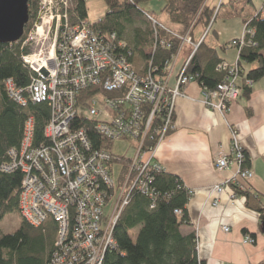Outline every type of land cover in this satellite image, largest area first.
<instances>
[{
    "label": "built area",
    "instance_id": "built-area-1",
    "mask_svg": "<svg viewBox=\"0 0 264 264\" xmlns=\"http://www.w3.org/2000/svg\"><path fill=\"white\" fill-rule=\"evenodd\" d=\"M66 4V0H42L39 21L20 42L21 61L32 73L29 84L19 87L12 79L4 83L8 96L19 106H48L45 141L34 144V119L28 117L19 147L8 150L9 160L0 170H18L23 175L18 198L21 218L34 227L47 222L54 225L49 264H102L105 253L115 249V228L132 196L138 193L147 197L149 208H155L157 193L150 183L162 169L153 160L154 151L174 129L175 103L195 77L186 73L189 58L173 88L167 86L172 61L162 63L163 76L156 79L159 69L153 64V55L157 48L170 46L158 38L156 27L161 26L148 15L154 43L145 71L138 73L129 61L134 52L123 40L115 33L102 34L94 27L99 20H72ZM244 28L241 37L227 43L238 53L253 45L252 29L248 23ZM187 37L177 36L181 44L189 41ZM24 43H40L39 50L29 52ZM216 70L223 72V78L213 89L201 87V103L224 114L239 95L238 54L234 63L222 61ZM244 83L248 87L252 84L250 80ZM87 91L91 93L86 95ZM74 121L78 123L73 125ZM89 129L98 136L99 146L90 140ZM119 140L134 142L132 156L112 152L113 143ZM244 160L233 135L229 154L215 160V169L224 171L234 166L236 171L229 180L211 188L215 197L227 193L232 184L241 190L249 188L246 183L253 172L243 168ZM115 168L120 175L117 182L112 177ZM115 194L117 206L109 217L103 214V207ZM236 196L234 191L228 194L231 202ZM221 230L226 233L229 228L222 226ZM244 242L252 243L253 239L245 237Z\"/></svg>",
    "mask_w": 264,
    "mask_h": 264
},
{
    "label": "trees",
    "instance_id": "trees-1",
    "mask_svg": "<svg viewBox=\"0 0 264 264\" xmlns=\"http://www.w3.org/2000/svg\"><path fill=\"white\" fill-rule=\"evenodd\" d=\"M39 1L28 0V21L24 26L25 32L36 19ZM141 1L143 0H103L107 12L99 18L94 27L102 34L115 33L118 39L124 41L121 35L127 27L135 22L146 21V29L134 33L132 39L136 50L151 47L149 43L152 39L151 25L145 16L148 12L138 8ZM203 1L166 0L164 11L168 13L170 21L179 26L181 33L188 29L192 21L201 23L206 28L214 16V8L207 7ZM240 1L242 4L238 10H235L237 15L243 13L244 5L250 4V1H229L231 4ZM249 8L247 7L246 10ZM68 9L80 19H85L87 16L84 0H71ZM244 23H248L253 31L251 38L253 45L243 47L238 53L240 74L243 71L242 62L256 63L257 66L245 75V80L255 82L264 76V17L260 13L244 16ZM20 42L0 44V166L9 160L8 150L19 147L28 117L34 119L35 145L45 141L43 128L49 118V108L46 104L29 103L26 107H21L14 103L6 92L4 83L7 79H12L16 86L24 87L29 84L32 75L21 61ZM124 42L131 49L129 44ZM204 45L201 43L193 53L186 73L193 75L201 87L213 89L222 80L224 74L216 70L220 60L216 58L213 49ZM163 55L162 52H158L155 58L159 73L163 66L161 63ZM133 58L134 53L129 57L130 63L133 62ZM243 89L246 94L251 91L246 85ZM86 93L89 95L91 92ZM76 122L74 121L73 125L78 123ZM88 136L95 147L99 146L98 136L92 129L88 130ZM246 163L245 157L243 168H246ZM22 177V173L18 170L13 173L0 170V219L13 211H17L20 216L18 198ZM150 187L157 193L155 208H149L150 202L147 197L138 193L132 196L129 206L115 228V249L105 253L102 264H205L197 255L195 230L187 234L181 233V228L190 224L186 211L189 199L187 189L179 179L164 172L154 175ZM231 188L236 195L241 194L246 197L247 205L258 212L262 221L264 202L258 196L252 195L248 189L241 190L235 184H232ZM175 210H179L180 214H175ZM20 219V226L14 233L5 234L0 231V264H49L55 240L54 225L52 222H47L34 227L21 216ZM134 230H136L135 239L131 237Z\"/></svg>",
    "mask_w": 264,
    "mask_h": 264
},
{
    "label": "crops",
    "instance_id": "crops-1",
    "mask_svg": "<svg viewBox=\"0 0 264 264\" xmlns=\"http://www.w3.org/2000/svg\"><path fill=\"white\" fill-rule=\"evenodd\" d=\"M144 1L139 2L138 8L148 12L145 15L154 19L158 25L169 28L156 27L158 38L167 42L170 47L157 48L153 64L158 52L164 54L161 63L171 61L175 56L174 60L177 61L167 80V85L173 88L184 62L193 55V46L181 44L177 38L184 36L188 30L181 33L179 26L170 21L168 13L164 11L166 0H157L161 3L153 5V9L157 7L163 14L161 20L153 10L139 6ZM229 1L204 0V5L214 8L210 25L205 28L197 23L188 35L197 48L203 43L213 49L220 62L234 63L237 51L227 47V43L241 37L244 16L260 13L264 17V0H249L250 4L244 5L245 10L238 15L235 10H238L242 1L232 4ZM247 7H250L249 10H246ZM69 13L72 20L77 17L74 12ZM146 20L152 30L149 42L151 47L136 50L132 39L134 33L146 29V21L135 22L121 35L134 52L132 66L139 69L136 70L138 73L145 71L155 37L152 21L148 18ZM178 49L179 53L176 54ZM256 66V63L242 62V74L236 79L239 95L224 114L207 109L201 103V86L196 81L188 83L183 88L184 96L175 103L174 129L154 151L153 160L161 167L162 172L179 179L188 191L186 211L190 224L182 227L181 233L187 234L195 230L197 255L205 264H264V233L261 231L258 212L249 208L244 195L238 194L231 202L228 198V194L233 191L231 187L219 197L211 192L215 184L229 180L236 171L234 166L224 171L215 169V160L229 154L234 135L247 159L246 168L253 172L252 179L246 183L248 190L264 202V76L252 82L248 94L243 89L246 73ZM158 74L156 79H161L163 73ZM124 166L122 165V169ZM119 176L118 171V179ZM215 199L217 204L213 203ZM222 226H227L229 231L223 232ZM245 237H250L253 242L244 243Z\"/></svg>",
    "mask_w": 264,
    "mask_h": 264
},
{
    "label": "rangeland",
    "instance_id": "rangeland-1",
    "mask_svg": "<svg viewBox=\"0 0 264 264\" xmlns=\"http://www.w3.org/2000/svg\"><path fill=\"white\" fill-rule=\"evenodd\" d=\"M84 1H85L86 12H87V16L85 18V21L87 23H95V22H97L99 20V18L102 17L107 12V8H106L103 0H84ZM41 2H42V0H40L38 2V5H37L36 19L32 22V24L29 27L28 31H26V32L23 31V35H22L23 36V38H22L23 41H25L24 39L27 37V35L31 31H33L34 25L39 21L38 20V15H40L39 10H40V7H41ZM66 2H67L66 9L69 12L70 10L68 8H70L71 0H66ZM160 3H161V1L157 2V0H145L144 3L142 2L139 6L144 8V9H147V10L149 9V11L153 10L155 12V16L159 20H161L163 18V17H161V15H163V14L160 12L159 8L156 7V8L153 9V5H156V4L159 5ZM196 24H197L196 21H192L190 23V25H192L191 29H193V27H195ZM160 25H161L162 28L169 30V28L164 27V25H162V24H160ZM190 25H189V27H190ZM209 25H210V23H209ZM245 25L246 24H244V26H243L241 35H243L244 29H245L244 28ZM208 27L209 26H207L206 28H208ZM185 35L188 36L187 38L189 39V41L185 40L183 43L192 45L193 46L192 48L194 49V51H193V53H194L195 50L197 49V46H196V44H193L192 39H191L190 35H188V33H186ZM126 38H127V36H126ZM25 44H27V45H25ZM24 45L26 46L27 51H29V52L33 51V50L38 51L39 47H40V43H37V44L35 43L33 45L31 44V46H30L29 43H24ZM46 45L48 46V43ZM227 46H228V44H227ZM230 48L236 49V48H234L232 46ZM236 51H237V49H236ZM237 54H238V51H237ZM174 59H175V56L171 59L172 67H173V64H175L176 61H177V60L175 61ZM185 62H184L183 65H185ZM135 70L139 71V69L136 66H135ZM169 77H170V75L167 77V80H168ZM176 82H177V79H176ZM231 103H233V102H231ZM133 147H134V142L119 140V141H115L113 143L112 152L115 153V154H118V155H124L125 154V155H127V157H130V156H132V153H133ZM112 177H113L114 181L117 182L118 170L116 168H115L114 174H112ZM116 200H117V195L116 194L110 196L109 200H106V202L104 204V207H103V214L104 215H108L109 217L112 215L113 211L116 209V206H117L116 205ZM120 207H121V205H120ZM126 209H127V207H125V209L123 210V213H124V211ZM20 222H21V219H20V216H19L17 211H13V212L7 213L0 219V231L5 233V234L14 233L16 230H18V228L20 226ZM135 236H136V230H134L131 233V237L133 239H135Z\"/></svg>",
    "mask_w": 264,
    "mask_h": 264
},
{
    "label": "water",
    "instance_id": "water-1",
    "mask_svg": "<svg viewBox=\"0 0 264 264\" xmlns=\"http://www.w3.org/2000/svg\"><path fill=\"white\" fill-rule=\"evenodd\" d=\"M28 21V0H0V44L15 43ZM264 233V219L261 221Z\"/></svg>",
    "mask_w": 264,
    "mask_h": 264
}]
</instances>
